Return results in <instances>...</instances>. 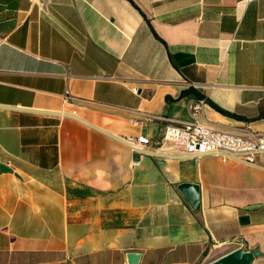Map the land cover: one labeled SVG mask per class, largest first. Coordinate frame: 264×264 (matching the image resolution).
Here are the masks:
<instances>
[{
	"label": "crops",
	"instance_id": "crops-1",
	"mask_svg": "<svg viewBox=\"0 0 264 264\" xmlns=\"http://www.w3.org/2000/svg\"><path fill=\"white\" fill-rule=\"evenodd\" d=\"M44 1L0 0V264H206L237 236L264 264V150L124 139L155 144L201 98V117L264 132V0Z\"/></svg>",
	"mask_w": 264,
	"mask_h": 264
},
{
	"label": "built area",
	"instance_id": "built-area-1",
	"mask_svg": "<svg viewBox=\"0 0 264 264\" xmlns=\"http://www.w3.org/2000/svg\"><path fill=\"white\" fill-rule=\"evenodd\" d=\"M37 7L46 12V1L32 0ZM70 98V96L68 95ZM203 98L196 104L189 105L191 117L188 119L169 118L163 127L160 139L154 144L145 133L126 136L133 152L172 154H191L198 159L204 154L219 156L222 160L235 159L254 163L255 153L264 150V132L251 128L248 124H229L215 122L201 117ZM170 143L164 149V142ZM139 160L134 159L133 164ZM234 248L244 247V238L237 236L229 240Z\"/></svg>",
	"mask_w": 264,
	"mask_h": 264
},
{
	"label": "water",
	"instance_id": "water-1",
	"mask_svg": "<svg viewBox=\"0 0 264 264\" xmlns=\"http://www.w3.org/2000/svg\"><path fill=\"white\" fill-rule=\"evenodd\" d=\"M138 154H136L137 156ZM9 167L0 162V171L8 170ZM178 189L193 209H198L200 205L199 185L195 182L183 181L178 183ZM241 222L248 221L247 215L240 217ZM260 252L257 248L245 249L244 247L233 248L206 264H252L256 255ZM140 253L138 251H128L127 259L129 264H135Z\"/></svg>",
	"mask_w": 264,
	"mask_h": 264
}]
</instances>
